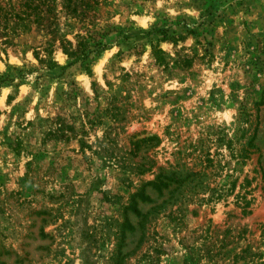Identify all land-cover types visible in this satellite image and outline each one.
Segmentation results:
<instances>
[{
	"label": "rangeland",
	"instance_id": "obj_1",
	"mask_svg": "<svg viewBox=\"0 0 264 264\" xmlns=\"http://www.w3.org/2000/svg\"><path fill=\"white\" fill-rule=\"evenodd\" d=\"M0 66V264H264V0H0Z\"/></svg>",
	"mask_w": 264,
	"mask_h": 264
},
{
	"label": "trees",
	"instance_id": "obj_2",
	"mask_svg": "<svg viewBox=\"0 0 264 264\" xmlns=\"http://www.w3.org/2000/svg\"><path fill=\"white\" fill-rule=\"evenodd\" d=\"M100 47V46H98ZM89 52H91V50H88ZM86 53L82 52V57H85ZM150 56L153 58L154 62L159 66H166V59H165V53L163 50H161L157 44L154 43H150ZM77 57V56H75ZM69 84H72L74 86L73 82H69ZM76 95V92L74 90L73 87H71L68 92H67V97L68 98H74V96ZM76 128L74 125H71V128ZM81 130H77V132H79ZM79 140V145L82 147L84 145L83 141L81 138L78 139Z\"/></svg>",
	"mask_w": 264,
	"mask_h": 264
},
{
	"label": "clouds",
	"instance_id": "obj_3",
	"mask_svg": "<svg viewBox=\"0 0 264 264\" xmlns=\"http://www.w3.org/2000/svg\"><path fill=\"white\" fill-rule=\"evenodd\" d=\"M0 67H2V66H0Z\"/></svg>",
	"mask_w": 264,
	"mask_h": 264
}]
</instances>
